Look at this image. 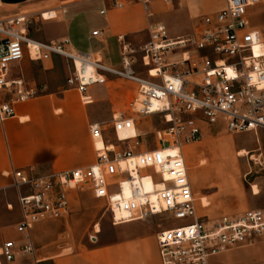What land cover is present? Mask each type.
Segmentation results:
<instances>
[{
    "label": "built area",
    "instance_id": "obj_1",
    "mask_svg": "<svg viewBox=\"0 0 264 264\" xmlns=\"http://www.w3.org/2000/svg\"><path fill=\"white\" fill-rule=\"evenodd\" d=\"M131 1L153 16L148 8L154 0H110V5L123 8ZM258 2L226 0L223 8L200 15L190 36H171L161 22L150 23L148 39L138 45L118 36V65L106 63L101 52L75 49L68 37L31 36L34 15L0 18L1 121L15 114V105L41 92L26 83L22 62L59 56L70 65L65 88L74 89L84 103L91 101V86L115 77L134 85L136 95L128 103L133 113L157 115L164 125L142 131L133 116L119 112L109 122L90 124L93 164L47 175H36L31 168L13 170L10 186L20 211L14 229L20 240L3 242L0 257L9 262L23 254L38 263L31 230L41 221L67 216L74 190L103 199L112 225L164 216L156 231L161 264H210L224 250L264 238V208L214 220L198 213L182 152L212 126L228 133L264 129V54L254 51L261 40L248 21L249 8ZM102 33L95 29L91 37ZM126 130L133 133L120 136ZM200 205L207 206L201 200Z\"/></svg>",
    "mask_w": 264,
    "mask_h": 264
},
{
    "label": "crops",
    "instance_id": "obj_2",
    "mask_svg": "<svg viewBox=\"0 0 264 264\" xmlns=\"http://www.w3.org/2000/svg\"><path fill=\"white\" fill-rule=\"evenodd\" d=\"M225 4L226 0H171V4L165 5L161 0H154L148 8L153 16L148 17L147 10L136 1L123 8H114L110 0H0V18L54 11L53 19L43 20L47 22L44 29H58V35L44 33L41 37H33L40 40L68 37L75 49L101 52L106 63L111 64L109 40L114 41L119 53L118 36L133 44L142 33L148 34L147 28L152 22L164 23L170 34L178 35L182 28L194 24L200 15L213 13ZM102 10L103 14L100 13ZM178 16L183 18L184 25H176L175 18ZM248 21L254 28H264V4L256 3L249 8ZM72 26L75 40L71 37ZM95 29L103 32L101 37H91V31ZM77 43H83L85 48H78ZM255 51L259 52V47H255ZM55 57L59 56L45 62L52 65ZM26 62L30 61L25 60L21 64L24 78ZM109 81L115 83L107 79L91 86L88 90L91 101L87 103L81 101L74 89L56 86L45 92L46 84L40 83L37 87L30 83L41 92L15 105L13 116L0 120V191L11 188V173L15 169L31 168L36 175H47L94 163L96 157L89 126L100 123L97 101L102 102L107 110H112L115 102L113 95L118 91L113 85H108ZM4 98L0 92V100ZM114 114L111 111L110 120ZM213 128H205V135H209ZM217 149L219 155L215 149L197 151L188 145L182 151L193 194L200 200H209L206 207L197 205V211L210 220L224 215H238L252 208L249 195L235 181L232 169L221 172V156L227 151H223L221 146ZM201 156L205 157V163L197 162ZM226 176L232 179L227 181ZM131 225L117 229L118 234L112 240L98 241L95 233L90 235L91 244L84 249L58 253L53 247L35 245L33 231L41 233L45 229L44 224L37 223L31 230V238L38 263L18 254L9 262L0 257V264H161L156 231L138 223ZM10 239L17 242L20 235L15 231L10 233ZM237 263L240 262L232 264Z\"/></svg>",
    "mask_w": 264,
    "mask_h": 264
},
{
    "label": "rangeland",
    "instance_id": "obj_3",
    "mask_svg": "<svg viewBox=\"0 0 264 264\" xmlns=\"http://www.w3.org/2000/svg\"><path fill=\"white\" fill-rule=\"evenodd\" d=\"M258 4H264V0H260ZM94 6H91V8ZM38 14L34 15L35 21L28 29L29 34L35 37H41L44 33L48 36L58 35V29L51 27L44 29V25H47V22H43V20L53 19L56 13L54 11H45L41 13L43 18L38 16ZM182 19L181 16L175 18L177 26L184 25ZM198 19L199 17L194 24L182 28L178 35L190 36L197 25ZM252 28L259 32L260 40H264V28H254L253 26ZM73 32L74 28L72 26L71 37L75 40L76 37H74ZM171 36L176 35L171 34ZM146 39H148V34L146 32L142 33L141 36L134 40L133 45H138ZM109 43L111 45L109 61L113 65H118L120 55L117 46L112 40H109ZM77 44L78 48H85L83 43ZM69 67V63L61 57H55L52 65L49 62H26L24 68L25 81L29 83H27L28 85L32 83L37 87H39L40 83L46 84L45 92L56 86H65ZM135 70L145 74V69L140 65H136ZM107 79L115 82L109 81L108 85H113V88L118 91L113 95L115 102L111 110L116 116L119 112H126V114L133 116L135 123L142 131H152L154 128H162L164 126L157 115L138 117L130 110L128 103L136 95L135 87L132 83L129 84L130 82L111 76L103 78V80ZM96 103L99 110L98 120L100 122H109L111 111L107 110L108 108L102 102L97 101ZM213 127L217 128L214 129ZM210 128H213V131L209 135H205L203 132L201 141L191 143L188 147L197 151H203L206 148H211L212 151L215 149L217 151L216 154L219 155L220 152L217 148L221 146L223 151L228 152L222 153L221 172L231 168L235 181L249 195L252 203L251 207L254 209L264 208V129H258L257 132L228 133L220 126H212ZM132 133V130H126L119 134L120 136H125ZM242 149L247 152L244 156L239 154ZM203 158L205 157H199L197 162L205 163L206 161ZM225 179L229 181L232 177L226 176ZM253 185L259 189V193L256 195L252 193ZM16 198L17 194L13 187L0 191V246L3 242L10 239V233H15L14 224L19 220L20 216ZM196 198L197 205H200V197ZM208 201L206 198L201 200L203 204H207ZM7 205H11V207L8 208ZM163 220L164 216L159 215L139 221L112 225L103 199H96L86 191L74 190L70 195L69 214L63 218L39 222V224L45 225V229L41 233H34L33 231V238L37 247H53L58 253H64L84 249L91 244L90 235L95 233L98 241H108L116 237L118 234L117 229L132 226L131 224L134 223L158 231L161 229ZM96 224L99 227V231H96ZM236 262H240L239 264H264V238H260L250 245L229 248L210 258V264H232Z\"/></svg>",
    "mask_w": 264,
    "mask_h": 264
},
{
    "label": "bare ground",
    "instance_id": "obj_4",
    "mask_svg": "<svg viewBox=\"0 0 264 264\" xmlns=\"http://www.w3.org/2000/svg\"><path fill=\"white\" fill-rule=\"evenodd\" d=\"M255 47H259V52H256L255 51V48H254V51H255V53H262V54H264V40H261L259 43H257L256 44V46ZM100 144L98 143L97 144V146H99ZM247 152H246V150H244V149H242V150H240V152H239V154L241 155V156H244L245 154H246ZM145 184H146V186L148 187L149 186V182L146 180L145 181ZM126 190V189H125ZM252 193L253 194H258L259 193V189L255 186V185H253L252 186ZM203 200H204V198H202ZM97 226V225H96ZM95 226V227H96ZM96 231H99V227L97 226V228H96Z\"/></svg>",
    "mask_w": 264,
    "mask_h": 264
}]
</instances>
